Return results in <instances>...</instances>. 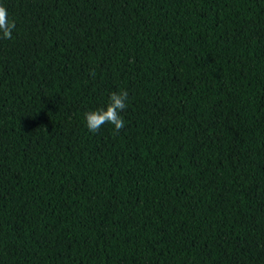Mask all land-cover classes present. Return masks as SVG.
Segmentation results:
<instances>
[{
    "label": "trees",
    "instance_id": "16d2710c",
    "mask_svg": "<svg viewBox=\"0 0 264 264\" xmlns=\"http://www.w3.org/2000/svg\"><path fill=\"white\" fill-rule=\"evenodd\" d=\"M0 5V264H264V0Z\"/></svg>",
    "mask_w": 264,
    "mask_h": 264
},
{
    "label": "clouds",
    "instance_id": "9594fccd",
    "mask_svg": "<svg viewBox=\"0 0 264 264\" xmlns=\"http://www.w3.org/2000/svg\"><path fill=\"white\" fill-rule=\"evenodd\" d=\"M15 21H10L6 8L0 5V38L11 39L12 30L15 28ZM94 75V73H93ZM128 92L121 90L120 92H112L109 94L106 107L94 109L85 114L86 124L90 132H96L105 123L114 125V129L119 130L124 128V120L120 112L127 106Z\"/></svg>",
    "mask_w": 264,
    "mask_h": 264
}]
</instances>
